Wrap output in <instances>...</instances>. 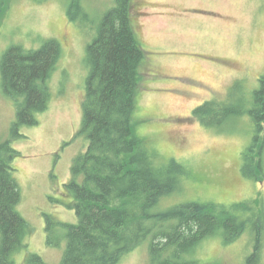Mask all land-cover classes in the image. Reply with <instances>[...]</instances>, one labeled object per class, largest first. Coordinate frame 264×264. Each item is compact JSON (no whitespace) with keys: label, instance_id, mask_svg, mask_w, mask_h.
<instances>
[{"label":"rangeland","instance_id":"obj_1","mask_svg":"<svg viewBox=\"0 0 264 264\" xmlns=\"http://www.w3.org/2000/svg\"><path fill=\"white\" fill-rule=\"evenodd\" d=\"M68 3L1 0L0 59L11 46L36 50L54 40L61 49L47 84L48 109L37 117V126L21 130L18 138L11 131L15 103L0 88V146L7 142L15 151L10 162L19 193L15 210L28 224L24 253L12 256L14 264H28L30 255L43 264H60L63 231L55 229L51 238L58 245H48L44 217L76 222L65 184L87 145L78 134L87 76L84 51L114 0H82L90 19L86 25L69 20ZM130 19L146 53L135 95L134 133L156 153V165L172 160L188 172L181 182L183 194L165 207L211 203L215 212L223 209L247 219L242 236L227 244L222 235L207 240L195 257L196 264H246L257 223L250 214L262 216L264 236V146L254 155L260 163L255 171L246 159L253 122L243 115L264 77V0H133ZM206 102L240 112L227 118L219 132L206 129L193 116ZM261 258L264 264V246ZM120 264H149L148 249L139 247Z\"/></svg>","mask_w":264,"mask_h":264},{"label":"trees","instance_id":"obj_2","mask_svg":"<svg viewBox=\"0 0 264 264\" xmlns=\"http://www.w3.org/2000/svg\"><path fill=\"white\" fill-rule=\"evenodd\" d=\"M132 1L114 0L84 51L87 76L78 134L87 145L75 158L65 184L76 222L67 225L44 217L48 245H58L51 238L55 229L63 231L66 247L60 264H120L143 245L148 249L149 264H196L195 257L205 241L222 235L227 244L248 231L247 219L223 209L215 212L211 203L183 201L165 207L166 201L183 194L181 182L188 172L172 160L156 165V153L134 133L135 95L146 53L131 24ZM67 14L72 23H90L82 0H69ZM60 56V45L54 40L36 50L11 46L2 55L0 88L15 103L11 131L17 138L21 130L37 126V117L47 111V84ZM259 83L250 94L252 108L243 111L253 122L254 136L246 159L255 171L260 168L255 156L264 146V77ZM239 97L243 103V96ZM239 112L228 105L206 102L195 108L193 116L203 128L219 132L223 122ZM13 157L10 143H2L0 264H14L12 256L25 249L28 230L27 222L15 210L19 197L10 164ZM247 212L252 213L250 209ZM250 216L257 223L246 264H260L262 216ZM26 262L43 264L37 255H30Z\"/></svg>","mask_w":264,"mask_h":264}]
</instances>
